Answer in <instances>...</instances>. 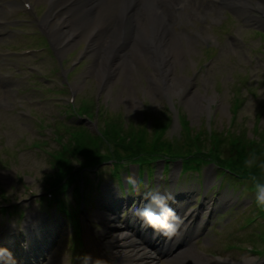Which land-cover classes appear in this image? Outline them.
I'll use <instances>...</instances> for the list:
<instances>
[{
    "label": "rangeland",
    "instance_id": "1",
    "mask_svg": "<svg viewBox=\"0 0 264 264\" xmlns=\"http://www.w3.org/2000/svg\"><path fill=\"white\" fill-rule=\"evenodd\" d=\"M31 1L36 8L38 7L37 14L45 9L48 10L46 0ZM202 1L203 5L200 4ZM248 1L253 4L251 8L255 9V2L258 0ZM176 2L178 1H174ZM181 2L186 4L184 0ZM174 3L172 13L166 15L175 17L172 29L182 36L181 43L184 44L186 42L184 37H187L191 47L186 51L177 50L173 54V59L178 60L180 56L181 64L174 63L168 67V71L172 69L170 75H182L188 79L186 81L190 91L187 94L173 95L169 102L163 96V91H159L149 80L148 73H153L152 67L149 65L143 67L138 63L133 65L131 72L133 76L131 75L132 78L128 83L120 75L119 80H108L107 88H104L96 74L88 69L90 64L96 62L94 53L84 54L82 40H78L77 46L62 52L60 56L63 61L62 72L69 74L68 81L75 89L76 104L79 105L82 99L86 98L92 103L90 108L92 118L99 122L101 119L110 120L109 116L116 115L122 121L125 128L123 130L145 131L144 138L151 137V142L157 138V132L152 133L153 130L156 131V119H163L165 128L163 125L162 139L173 137L182 142L181 134L197 133L200 142L208 148L212 138L219 135V146L223 156L227 157L236 148V152H242L243 149L248 156L254 153L264 161V38L254 33L257 29L264 32V17L248 8L244 13L234 7H223L218 0H190L189 7L184 9ZM10 7L2 4L0 16L7 18L6 14ZM153 8L155 9V5ZM15 19L18 21L11 19L10 25L15 30H22L25 33L17 35L8 31L3 35L8 25L0 26V35H3L0 37V50L4 51L8 46L35 49L45 44L43 39L33 36L36 30V17L24 10V14ZM233 53L237 56L234 57ZM28 66H35L36 70H29ZM46 73L54 80L43 76ZM57 76L59 75L53 69V58L49 51L32 52L22 57L0 55V104L2 105L0 135L2 128H7L10 132L6 146L0 136V203L3 194L10 199H17L20 196L29 198L24 186H30L36 194L40 193L48 182H45V177L47 178L54 171L51 155L57 153L60 142L48 132L50 129L45 130L46 133L37 131L36 124L29 120L27 113L39 111L38 115L50 119L54 114H58L59 107L55 104L57 101L50 103L51 106L36 101L43 97L47 100L48 96L57 95V92L53 91L57 86L55 82ZM183 84L181 82V85ZM190 92L208 97L210 101L203 100L205 107L200 106L193 112L185 103ZM155 94V97H151ZM31 99L35 100L31 103ZM19 100L22 102L19 103ZM132 101L135 103L133 104ZM180 114L181 119L178 117ZM181 121H184L188 129L181 125ZM65 122L68 123L67 120ZM84 123V118H80L77 122V124ZM99 124L102 126V121ZM109 124L114 126L111 120ZM58 136L62 144L68 141L63 129H59ZM70 146L73 147V142ZM248 156L245 155L243 162ZM69 158L73 164H78L74 156ZM160 166H158L159 171ZM177 166L173 164V169L169 171L170 174L172 173L171 183H164L159 172L153 178V182H150L152 186L146 184L140 186L138 190L141 192L146 188L143 194L147 192L152 194L153 188H158L165 193V196L173 193L178 198V202L180 201V210L183 213L197 206L200 199V204L203 203V206L198 210L199 216L206 211V202H213L214 211L210 214L212 217L209 223L206 224L208 230L202 238H195L194 233L191 234L193 238L190 236L185 248L194 249L198 254L207 256L209 260L207 264H241L249 259L253 264L254 260L262 258L258 256H264V216L258 218V211L262 212V209L257 208L254 192L249 188L251 184L249 176L255 174L264 182V170L252 169L255 173H249L244 178L246 181L225 176L217 190L212 166L201 164L198 169L181 175ZM130 167V173L121 172L123 178L128 176L130 179L135 165L131 164ZM98 168L105 178H109L106 166L101 165ZM169 172H166V176H170ZM92 181L96 185H92L93 188L88 196V209L91 214L100 211L101 202L108 199V193L111 191L120 198H127V194L130 196V193H133V191L127 193L123 183L117 185L114 181L104 180L102 184H98V180L93 178ZM209 187L212 190H208ZM214 190H217V193L213 192L212 195L216 198L211 196L210 191ZM36 194L31 199L25 200V198L21 207L32 212L34 202L39 199ZM182 195L184 196L181 197ZM182 198L187 205H182L184 203ZM67 199L71 200L69 192ZM17 216L16 212L11 217H6L7 224L9 226L14 224L18 220ZM2 218L5 217H0ZM81 220L84 221V218L81 217ZM56 222L54 230L58 237H54L45 262L68 264L69 231L62 218ZM47 224H49L47 227L52 228L50 222L47 221ZM5 229L11 230L7 227ZM46 234H50L47 229ZM111 234L109 236H112ZM87 246L90 247V251L93 250V245L89 241ZM122 249L127 251L130 248ZM166 264H174V262L167 261Z\"/></svg>",
    "mask_w": 264,
    "mask_h": 264
},
{
    "label": "bare ground",
    "instance_id": "2",
    "mask_svg": "<svg viewBox=\"0 0 264 264\" xmlns=\"http://www.w3.org/2000/svg\"><path fill=\"white\" fill-rule=\"evenodd\" d=\"M49 1H51L49 12L43 18L49 29L48 33L53 38L58 51L64 52L77 46L79 39L75 38L76 32L81 30V35L84 36V34L93 30L95 26H106L97 38L91 41L88 47V52L94 53L96 59V62L90 64L88 69L90 72L96 74L100 84L103 85L104 88L108 80H114V77L116 78L119 75L128 83L132 78L131 72L133 65L138 63L143 67L148 65L152 67L153 73H148L149 80L159 91H163V96L167 98L169 102H171L173 95L187 94L190 91L188 89V82L186 81L188 79L182 75H170L172 69L170 68L171 71L169 72L168 67L174 65V63H181L175 59L170 62L166 57L165 50L171 47L172 50L186 51L191 47L187 37H184L186 42H184V44L181 43L182 36L172 29L175 17L166 15L172 13L174 1L180 3L181 0H139V3L136 5L137 12L133 20L126 17V14L134 7L132 0ZM68 2L71 3L68 4ZM220 2L224 4L223 6L234 7L236 5H241L239 10L243 12H246V6L248 5L247 0H220ZM174 4L178 3L176 2ZM200 4L203 5L204 2L202 1ZM63 5H67V7L63 8ZM153 5H155L156 8L162 9L161 15H158L155 10H153ZM186 5L189 7L190 1H188ZM256 6L261 9L264 8V4L262 3H257ZM166 35L169 36V40L166 39ZM129 36H133L134 38V41L127 45L130 48V50H128L130 52V63L128 65L123 64L120 71L116 73L118 63L121 60L124 62L125 59L122 51H119V48L125 46L124 42ZM158 59L163 61L160 63ZM162 64H164V66ZM181 82L184 84L181 85ZM155 96L156 94L151 95V97ZM203 100L207 102L210 101L208 97L205 98L196 93H191L185 103L195 112L198 107H205ZM132 103L134 104L135 101H132ZM171 139L177 140V138L173 137ZM218 167H221V165ZM157 193L165 195V193ZM111 197V199L108 197V199L105 200L102 198L103 201L99 208L100 211L96 213L106 224V234H108L110 227L117 229L114 230L116 233L113 236H107L106 238V245L112 257L122 262H128L129 264H156L154 258L157 254L151 251L153 247H151L149 241H146V247L143 243L134 239L127 229H122L120 226L113 224L115 223V221H113L114 217H112L109 211L118 206L121 200L117 197L115 198L114 195ZM112 203H114V205H111ZM182 205H187V202L184 200ZM179 206L181 207V205ZM211 207L212 205H210L209 208ZM31 225L32 224H30L29 227ZM45 226H41L42 229L39 226L32 229L31 233H35L36 231V235H33V243L36 242V237H39L41 233H45L47 228ZM54 228L55 227L52 226V230L49 228L47 229L52 234L55 232L53 230ZM9 236L8 238H11ZM174 245L175 243H173L171 248ZM4 246L6 247L4 242H2L0 248ZM31 246L33 247V245ZM17 247L18 249L20 248L16 244L9 246V248L13 249L15 252H17ZM118 247H121V249L116 250ZM123 247L130 249L126 251L122 249ZM38 251H40V249ZM42 251H44L43 248ZM170 260L174 262V264H207L209 262L207 256L198 254L191 248L180 251L176 250ZM254 261L253 264H256L259 260ZM241 264H252V262L249 259Z\"/></svg>",
    "mask_w": 264,
    "mask_h": 264
},
{
    "label": "clouds",
    "instance_id": "3",
    "mask_svg": "<svg viewBox=\"0 0 264 264\" xmlns=\"http://www.w3.org/2000/svg\"><path fill=\"white\" fill-rule=\"evenodd\" d=\"M243 163L244 167L249 171L254 168L264 170V161L260 160L254 153H250ZM249 179L252 183L255 203L258 208L264 209V182L258 179L255 174L250 175ZM146 199L148 203L144 204L143 207L135 208L133 210L134 215L159 235L166 238L173 236L180 225V218L167 203L172 197L161 195L160 193H152L146 195ZM82 264H96V261L91 256L85 255Z\"/></svg>",
    "mask_w": 264,
    "mask_h": 264
},
{
    "label": "trees",
    "instance_id": "4",
    "mask_svg": "<svg viewBox=\"0 0 264 264\" xmlns=\"http://www.w3.org/2000/svg\"><path fill=\"white\" fill-rule=\"evenodd\" d=\"M164 121L165 120H163V119H157V126L164 125ZM157 128L158 127H156V129ZM112 130L113 131L111 132V134H112L111 137L118 138L117 135L115 134V131L113 128H112ZM158 130L161 133L163 128L160 127V129L158 128ZM86 134H87L86 136L81 137L82 141H89V142H94V143L97 142L96 137H92L88 133H86ZM122 137H123L122 138L123 140H121V142L124 144V146H123L124 149L117 147L118 144L113 145L115 152L122 151V153L116 154L115 157H116L117 161H118V159L122 158L123 156H125V157L127 155L131 156L133 154L139 155L142 152V147H145L146 150L156 151V152H158V151H169V153H174V154L178 153V154H182V155L188 153V149L185 147L186 145H184V143H183L184 141L180 142L179 140H173L172 141V140H168L166 138L162 139L161 135H159V136H157V141L155 143H152L149 140V138H144L145 137V131L140 132L138 130H131L130 129L128 131H125L123 133ZM234 140H238V139H234ZM197 141H199V140L197 139ZM185 142H186L185 144H191V145H189L190 147L194 146V144L192 143V141L190 139H188V140L186 139ZM247 144H249V141H247ZM101 145H102V143H101ZM198 145H199V147L200 146L203 147V143H201L200 141H199ZM189 146H188V148H190ZM257 149H260V148L257 147ZM241 150H242L241 154L240 153L237 154V156L234 159V165L239 169H243V168L246 169L244 167L242 159L245 157V155L248 156V153H245V151L243 149H241ZM66 164H67V162H64V165H63L64 170L69 172V169L66 167ZM56 167L57 168L60 167V164L57 163ZM252 172H254V171H252ZM73 175H74V173L71 174V176H73Z\"/></svg>",
    "mask_w": 264,
    "mask_h": 264
}]
</instances>
